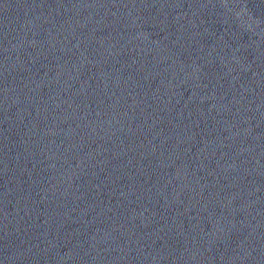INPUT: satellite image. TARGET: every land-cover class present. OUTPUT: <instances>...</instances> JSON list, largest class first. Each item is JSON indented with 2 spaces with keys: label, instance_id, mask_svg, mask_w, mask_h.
<instances>
[{
  "label": "water",
  "instance_id": "water-1",
  "mask_svg": "<svg viewBox=\"0 0 264 264\" xmlns=\"http://www.w3.org/2000/svg\"><path fill=\"white\" fill-rule=\"evenodd\" d=\"M0 264H264V90L1 114Z\"/></svg>",
  "mask_w": 264,
  "mask_h": 264
}]
</instances>
